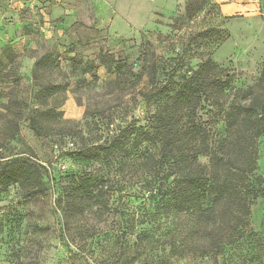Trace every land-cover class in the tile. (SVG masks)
Masks as SVG:
<instances>
[{
  "label": "trees",
  "instance_id": "trees-1",
  "mask_svg": "<svg viewBox=\"0 0 264 264\" xmlns=\"http://www.w3.org/2000/svg\"><path fill=\"white\" fill-rule=\"evenodd\" d=\"M204 3L190 0L183 16L191 17ZM67 53L72 76L89 73L93 83L98 65L114 75L105 83L109 92L126 73L133 74L132 67L102 50L98 64ZM57 68L52 52L35 59L30 86L39 105L28 111L27 120L36 136L46 137L57 134L49 123L61 122L59 134L75 137L70 151L78 169L56 180L30 158L11 157L0 161V190L19 183L33 196L51 180L58 190L62 231L73 229L74 263L96 259L95 249L105 242L106 255L92 259L96 264L195 259L216 264L226 248L256 235L252 209L264 199V174L257 164L258 139L264 137V63L254 83L237 87L229 70L209 56L182 72L178 67L165 72L152 58L130 95L117 102L136 106L137 114L116 121L113 111L107 113L111 107L87 105L79 122L62 118L61 102L50 104L68 85L48 79ZM162 73L168 77L161 79ZM76 83L82 87L88 81ZM87 214L95 219L81 222Z\"/></svg>",
  "mask_w": 264,
  "mask_h": 264
},
{
  "label": "rangeland",
  "instance_id": "rangeland-1",
  "mask_svg": "<svg viewBox=\"0 0 264 264\" xmlns=\"http://www.w3.org/2000/svg\"><path fill=\"white\" fill-rule=\"evenodd\" d=\"M131 1L147 10V15L137 19L140 13L133 10L127 19L123 14L116 26H124L125 31L118 33L113 30L112 21L117 14V0H0L1 162L11 157H28L43 165L56 180L78 169L70 151L75 137L62 135L63 131L59 134L56 127L61 122L51 121L49 124L57 134L46 137L36 136L27 120L28 111L39 105L32 98L30 86L33 63L45 52H52L61 68L48 79L68 83L66 90L50 104L61 102L57 110L64 120L72 122L83 119L87 105L91 109L111 107L107 113L113 111L116 121L137 114L136 106L117 102L130 95L152 58H157L165 72L175 67L182 72L190 66L195 68L209 56L229 70L233 75L231 83L237 87L252 84L258 78L264 63V0H205L191 17L183 16L190 0H126L120 8H136ZM100 50L132 67L133 74L126 73L111 92L105 83L114 75L103 65L97 66V80L93 83L89 73L75 77L66 70V53L78 54L82 62L98 64L96 55ZM167 77L166 73L161 74V79ZM82 78L88 84L79 87L76 80ZM257 164L259 173L264 174V137L258 139ZM45 185L47 189L33 196H27L26 187L19 183L0 190V264L79 263H74L73 229L68 233L62 231L61 208L56 201L58 190L52 188L51 180ZM136 187L133 183L131 191L135 192ZM136 203L132 200V204ZM81 218L83 223L95 219L92 214ZM73 221L74 218L70 225H74ZM251 227L256 235L226 248L216 264H264L262 198L252 209ZM103 245L105 242L95 249L97 258L92 257L85 264H96L92 259L99 261L101 256L104 259ZM178 264H209V260H181Z\"/></svg>",
  "mask_w": 264,
  "mask_h": 264
},
{
  "label": "crops",
  "instance_id": "crops-1",
  "mask_svg": "<svg viewBox=\"0 0 264 264\" xmlns=\"http://www.w3.org/2000/svg\"><path fill=\"white\" fill-rule=\"evenodd\" d=\"M126 0H117V5H116V10H117V14H115V16H113V18H112V21H114L115 22V24H113V30L116 32H118V33H122V32H124L125 31V29H124V26H122L121 28L120 27H118V26H116L117 25V23H119V21L122 19V15L123 14H125V16H126V18L127 19H129L128 17H129V15H131V13L133 12V10H135V11H139V17L137 18V19H144V17L143 16H140V15H142V14H145V15H147V10H143L142 8H141V6L137 3V2H134V1H131V3L130 4H132V3H135V5H136V8H135V6H130V7H127L125 10H122V8H120V7H122V5L124 4V2H125ZM118 12H119V14L120 15H118ZM104 17L105 16H103L102 18L104 19ZM111 17L112 16H110V13L108 14V19L110 20L111 19ZM146 17V16H145Z\"/></svg>",
  "mask_w": 264,
  "mask_h": 264
}]
</instances>
